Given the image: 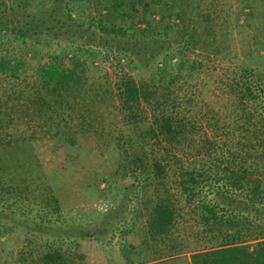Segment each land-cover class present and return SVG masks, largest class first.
I'll return each instance as SVG.
<instances>
[{
  "label": "rangeland",
  "instance_id": "374dc122",
  "mask_svg": "<svg viewBox=\"0 0 264 264\" xmlns=\"http://www.w3.org/2000/svg\"><path fill=\"white\" fill-rule=\"evenodd\" d=\"M70 1L64 0L63 8ZM78 1L72 16L78 18L81 11L83 15L73 29L22 39L14 36L11 24L0 40V58L11 55L25 63L17 77L0 73V142L9 151L7 158L16 145L30 150L16 173L15 168L0 171V264H43V255L53 250L78 264H130V259L141 260L144 254L156 256L153 264H192V254L210 245L195 208L215 204V196L204 187L194 201L182 197L180 167L211 160L201 159L193 147L181 154L180 162L170 160L167 187L179 199L174 202L179 217L170 236L153 238L147 208L155 200V175L122 172L135 148L146 150L149 161L164 153L153 146L154 140L142 147L133 122L145 115L137 112L129 116L132 123L125 120L118 86L125 76L148 85L151 77L158 84L161 74L176 76L163 93L173 92L177 106H170L172 113L186 117L197 129L191 140L198 143L204 133L211 138L215 133L220 144L229 138L235 144L241 137L239 132L232 136L240 124L234 102L240 89L234 88V78L246 69L264 75V0H254L251 11L243 8V0H192L194 8L200 5L188 27L192 41L199 42L196 49L185 50L182 42L188 37L176 30L164 31L163 38H148L151 44L142 53L123 52L125 39L104 35L91 22L97 16L94 1ZM37 6L28 13L43 17L45 8ZM177 41L181 44L171 49L169 44ZM152 51L159 55L150 57ZM52 57L67 67L76 61L84 64L79 68L82 90L72 103L74 110L54 114L38 101V96L46 95L39 88L40 61ZM182 60L185 66L180 70ZM158 85L164 87V81ZM215 125L219 128L213 133ZM67 132L77 133L73 149L63 139ZM258 170L264 173L263 163ZM148 184L154 185L145 190ZM51 190L60 200L59 211L42 203ZM72 228L84 235L75 237L69 232ZM132 246L141 253L139 258Z\"/></svg>",
  "mask_w": 264,
  "mask_h": 264
},
{
  "label": "trees",
  "instance_id": "16d2710c",
  "mask_svg": "<svg viewBox=\"0 0 264 264\" xmlns=\"http://www.w3.org/2000/svg\"><path fill=\"white\" fill-rule=\"evenodd\" d=\"M63 1L0 0V40L11 24H14V36L22 39L33 37L34 34L38 36L55 31L58 35L62 30L73 29L79 25V19L83 15L81 11V14L78 13V18L72 16L79 1L72 0L66 3L65 9ZM86 1L90 2V0ZM92 1L96 5L97 16L91 17V22L96 23L100 33L125 39L126 46L123 47L125 53L132 51L142 53L145 47L148 48L151 44L147 39L163 38L164 31L168 33L183 30L185 36L189 38L182 42L185 50L192 51L199 43L196 40L192 41L193 35L189 33L191 30L188 28L192 23L191 15L194 9L200 7L198 5L194 8L195 3L192 0ZM253 2L254 0H243V8L251 11ZM33 5L45 8L43 17L39 18L38 15L28 13ZM30 31L33 33L29 34ZM180 44L177 41L169 46L171 49H176ZM176 54H172L169 59H175ZM155 55H159V52H150V57ZM114 57L117 58L116 55ZM24 64L23 60H15L11 55L4 56L0 58V73L17 77ZM83 65L80 61H76L71 67H67L64 61L58 60L57 57H52L49 61L41 60L38 70L39 88L47 95L38 96L42 106L47 107L54 114L59 110H74L72 103L76 101L82 90V75L79 68ZM177 66L181 70L185 63L182 60ZM163 75L161 74L158 84L164 81V87L160 86L163 83L156 84L152 77L151 85H148L144 82L137 83L132 77L127 76L118 86L119 110L125 120L132 123L129 116L133 117L137 112H143L145 115L144 118L133 122L137 137L142 136L144 142L142 147L154 140L153 146H158L159 152L164 153L163 158H152L149 161L146 150L139 152L135 148L128 156V171L125 166V172H122V176L131 174L129 171L133 174L144 175L151 172L155 175V200L149 201L153 205L147 208L149 233L153 238L158 236L166 239L176 225L179 210L174 202L179 199L171 194L167 187L166 175L172 167L170 160L180 162L179 158L186 149L193 147L197 156L211 161L209 164L202 163L201 166L180 167L179 185L182 189V197L187 201H194L202 193L203 188L208 187L215 196V204L202 203L195 208L198 212L199 225H202L204 233L209 236L210 245L203 251L194 252L191 263L264 264V173L258 170L260 163H263L264 168V75L246 69L234 78V88L240 89V94H237L234 100L237 111L235 119L240 121V124L236 122L238 126L232 136L239 132L241 139L233 145L232 138H229L225 145L220 144L215 138L217 134L214 132L219 128L217 125L212 128L214 138L204 133L205 138L202 141L195 143V140H191L198 134L197 129L189 124L191 122H188L186 117L181 118L178 114L172 113L170 106L176 105L173 103V92L163 93L164 88L169 91L174 85L176 76L165 74L166 78ZM137 122L141 124H136ZM76 134L74 132L64 134L63 139L70 149L76 146ZM11 150L9 153L11 155L7 158L6 153L9 151L0 142V171L5 172L15 168L13 173H16L21 168L29 149L27 150L26 146L16 145ZM151 151L155 154L153 149ZM30 156L28 154V157ZM18 179L21 181V178ZM146 181H150L148 176ZM150 184L145 190L153 187L154 184ZM42 203L55 211L60 209V200L53 190L47 193ZM69 232L75 237L84 235L83 231L76 228H72ZM87 236L90 237L91 234ZM134 249L135 246H132L131 251L133 250L136 258H139L141 253ZM142 256L141 260L130 259V264H153L156 257L147 254ZM41 260L43 264H78L58 250L45 253Z\"/></svg>",
  "mask_w": 264,
  "mask_h": 264
}]
</instances>
